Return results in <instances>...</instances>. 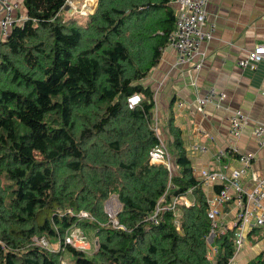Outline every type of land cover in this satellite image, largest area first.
I'll return each instance as SVG.
<instances>
[{
    "label": "trees",
    "instance_id": "trees-1",
    "mask_svg": "<svg viewBox=\"0 0 264 264\" xmlns=\"http://www.w3.org/2000/svg\"><path fill=\"white\" fill-rule=\"evenodd\" d=\"M23 2L25 20L0 40V264H61L66 249L69 264H225L234 230L215 238L209 259L208 198L172 116V170L150 160L156 101L143 79L175 27L172 0H98L84 21L62 15L67 0ZM135 92L142 101L129 108ZM169 183L168 200L191 203L152 223ZM111 193L125 228L108 223ZM81 209L94 219L79 218ZM72 227L95 231L94 252L33 241L64 240Z\"/></svg>",
    "mask_w": 264,
    "mask_h": 264
},
{
    "label": "crops",
    "instance_id": "crops-1",
    "mask_svg": "<svg viewBox=\"0 0 264 264\" xmlns=\"http://www.w3.org/2000/svg\"><path fill=\"white\" fill-rule=\"evenodd\" d=\"M15 13L27 14L24 2ZM207 15L209 21L216 25L214 36L200 44L191 62L175 65L177 52L167 44L162 48L158 63L143 82L154 90L155 114L166 139L172 137L168 128L171 116L173 124L181 130L198 180H202L204 169L228 172L231 167H239L238 155L231 150L236 146L241 152L254 153L252 165L241 179L243 186L251 188L253 171L264 177V146L259 147L252 135L254 125L264 124V61L259 62L256 69H251L240 66L238 60L258 44H264V0H209ZM201 59L203 66L195 71L192 65ZM189 69H192V76ZM195 74L197 78L194 80ZM213 87L224 93L220 105L210 103L199 110L197 98ZM238 108L248 115L249 124L241 135L234 137L230 133L229 117ZM194 145L204 146L205 150H191ZM221 151L224 152L222 155ZM202 184L207 198L219 186L212 182ZM185 198L191 203L188 196ZM237 210L234 200L223 205L222 218L230 227ZM49 238L51 242L58 243L56 236ZM257 258H260L259 264H264V224L247 233L235 262L249 264Z\"/></svg>",
    "mask_w": 264,
    "mask_h": 264
},
{
    "label": "built area",
    "instance_id": "built-area-1",
    "mask_svg": "<svg viewBox=\"0 0 264 264\" xmlns=\"http://www.w3.org/2000/svg\"><path fill=\"white\" fill-rule=\"evenodd\" d=\"M69 0H67L68 2ZM209 0H173L176 5L175 9V27L168 36V45L172 46L177 52L175 65L181 66L190 63L193 57L198 53L199 46L202 42L211 39L214 36L216 25L209 21L207 15V4ZM67 4V3H66ZM65 4V5H66ZM23 5V0H0V30L2 38H6L10 29L21 24L25 14H16L18 9ZM264 61V44H258L248 54L238 60L242 67L256 69L259 62ZM203 66V60L192 65V68L199 70ZM189 75L192 76V69H189ZM196 74L193 79L195 80ZM193 83H195L193 81ZM264 95V90L262 91ZM224 96L221 90L210 88L208 93L197 98L196 107L203 110L206 105L212 103L220 105V99ZM142 101V95L139 92L132 93L128 96L127 102L129 108H134ZM158 117L155 115L153 121V130L157 136V142L150 149V160L153 163H162L172 170L171 153L167 146L166 137L161 133V126L158 124ZM230 133L234 137L241 135L244 127L249 124L248 115L241 108L232 112L229 117ZM252 135L255 143L264 146V124L253 126ZM214 138V136H211ZM191 150H205L204 146L194 145ZM232 152L238 155L241 162L239 167H231L228 172L212 171L204 169L202 171L203 183H218L219 189L208 197L207 215L210 219V232L207 236L209 249L207 256L213 260L217 252V246L214 241L217 236L225 234L229 229L234 230V253L225 264H236L235 259L238 252L244 245L247 233L255 226L264 224V177L253 171L251 173V188L242 185L241 179L246 175L252 165L254 158L253 152H241L238 147L233 146ZM224 152L221 151L222 155ZM158 199L154 209L148 214L147 219L152 223H159L166 211L177 213V204L183 201L185 204L190 203L185 198L186 195H175L168 200V188ZM236 201L238 210L236 219L230 227L222 218V208L227 202ZM121 202L116 193H111L104 203V210L108 215L109 225L115 228H125L118 218L121 210ZM68 212L74 213L73 208H68ZM79 218L94 219L93 215L84 209L76 211ZM33 241L42 247L52 250H63L65 245H71L78 250L89 252L90 241L86 233L80 227H72L67 230L64 240L58 239V247H53L52 242L46 235H36ZM61 264L68 262L61 258Z\"/></svg>",
    "mask_w": 264,
    "mask_h": 264
},
{
    "label": "rangeland",
    "instance_id": "rangeland-1",
    "mask_svg": "<svg viewBox=\"0 0 264 264\" xmlns=\"http://www.w3.org/2000/svg\"><path fill=\"white\" fill-rule=\"evenodd\" d=\"M67 4H69L70 8H72V11H70L69 9H65V10H63L62 15L65 18H69L72 15L74 17L77 16V18H79L81 21H84V19L90 14V12H94L96 10L97 5H98V0H69L67 2ZM158 124L161 126V123L159 121H158ZM163 131L161 129V133L164 135ZM166 142H167V139H166ZM84 210H86V209H84ZM177 214L179 215V211H177ZM84 231H85L86 236L88 237V239H89V241L91 243L90 248L88 250L89 251L88 253L91 254L92 252H94L96 250L95 247L98 246V244H97L98 239L96 237V234H95L94 230L86 229ZM47 237L50 240L48 235H47ZM52 244H53V247H55V248L58 247L57 244H55L53 242H52ZM62 255L64 256V259L68 262V264L70 262L72 263L74 261V259H75L74 255L67 249L63 251Z\"/></svg>",
    "mask_w": 264,
    "mask_h": 264
},
{
    "label": "water",
    "instance_id": "water-1",
    "mask_svg": "<svg viewBox=\"0 0 264 264\" xmlns=\"http://www.w3.org/2000/svg\"><path fill=\"white\" fill-rule=\"evenodd\" d=\"M65 9H69L70 11H72V8H70L69 4L65 5Z\"/></svg>",
    "mask_w": 264,
    "mask_h": 264
}]
</instances>
